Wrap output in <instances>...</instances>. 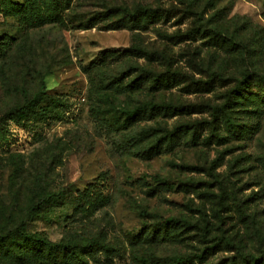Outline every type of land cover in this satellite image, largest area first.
Returning a JSON list of instances; mask_svg holds the SVG:
<instances>
[{
    "label": "rangeland",
    "instance_id": "374dc122",
    "mask_svg": "<svg viewBox=\"0 0 264 264\" xmlns=\"http://www.w3.org/2000/svg\"><path fill=\"white\" fill-rule=\"evenodd\" d=\"M188 2L189 9L187 0H0V117L23 101L24 91L43 88L64 102L59 120L27 126L6 121L0 147V203L18 199L25 207L31 195L28 185L37 172L54 189L68 187L107 198L92 214L75 212L69 203L55 207L47 218L36 217L27 228L54 242L74 235L87 241L103 236L116 250L98 249L87 256L90 264H137L132 250L138 248L139 255L146 249L161 258L191 252L198 244L191 231L168 225L167 220L196 219L204 212L216 223L213 211L220 181L229 193L235 188L244 195L256 192L250 207H257L264 220V90L255 79L249 95L233 111L238 132L221 123L220 132L229 138L211 144L204 141L209 134L206 126L197 131V140L190 132L161 141L139 136L143 127L186 124L209 118L208 111L191 107L183 113L133 117L107 112L137 104L146 92H163L168 100L186 106L207 99L224 101L229 85L187 90V78L180 75L170 78V88L149 90L154 81L139 75L136 65L158 74L175 72L174 68L165 67L157 55L143 58L128 51L133 46L148 52L165 49L191 73L185 54L196 48L205 65L222 66L224 76H240L235 52L223 39L211 34L180 42L170 39L173 32L192 25L196 11L206 10V18L215 14L212 23L240 47H248L245 56L252 70L264 75V0ZM141 5L157 8L160 15L132 16L124 11ZM50 15L53 21L48 20ZM19 166L25 171L13 179ZM221 214L222 229L244 252L250 250L248 223L230 196ZM233 254L221 248L209 262L230 264Z\"/></svg>",
    "mask_w": 264,
    "mask_h": 264
},
{
    "label": "trees",
    "instance_id": "16d2710c",
    "mask_svg": "<svg viewBox=\"0 0 264 264\" xmlns=\"http://www.w3.org/2000/svg\"><path fill=\"white\" fill-rule=\"evenodd\" d=\"M189 0L185 9H189ZM124 11L128 15H141L145 17L159 16L158 9L151 6H138L135 9L124 7ZM187 11V10H185ZM206 10L196 11L192 25L184 30H177L170 34V39L174 42L187 41L193 39L197 35H212L219 37L227 43L229 51L235 52L236 63L242 69L240 76L224 73L219 70L221 67H211L210 64L205 65L201 62L200 49H189L186 51V65L193 72H186L179 64L173 54H169L165 49L154 50L148 52L147 49L133 46L128 51H133L138 57H148L157 55V58L165 67L174 68L175 72L157 73L158 71L151 69L146 65H136L139 75L154 82L149 90L170 88L171 77L180 75L187 78V90L200 88L205 90L206 87L213 86L217 83L222 86H228L224 92V101L222 103L204 100L191 105L176 104L165 98L163 92L160 95L146 92L137 104L133 106H118L108 110H113L118 115L125 117H133L145 113L163 112V113H183L186 108H197L200 111H208L210 117L195 120L194 122L181 123L169 127L165 126H147L139 131L142 138L154 137L156 141L164 138L172 139L180 133H191L194 139L197 138V131L202 127H208L209 134L204 139L205 142L212 140L228 139L229 134L223 136L220 132L221 123L226 125L233 133H237L236 122L233 118L235 105L243 102L246 95H249L248 89L252 81L255 79L260 83L261 89L264 90V75L258 74L252 70V63L245 56L249 52L248 47H240L233 37H227L222 30L217 29V25L212 23L215 14L205 17ZM55 17L49 16L48 20L53 21ZM7 43H3L2 48ZM160 72V71H159ZM199 75V76H196ZM166 76V78H165ZM206 77V79L203 78ZM23 101L9 107L4 115L0 117V147L1 141L6 137V121H13L16 124L27 126L30 122H42L48 119L59 120L63 116L64 102L59 95L49 94L45 90L39 89L34 93L22 92ZM150 94V95H149ZM45 100L49 102L43 104ZM113 104V102H109ZM113 107V106H112ZM25 170L19 166L14 177H21ZM217 180V178H216ZM217 183V182H216ZM223 182H218L219 192L216 194V205L214 209V223L206 213L200 212V218L170 217L167 221L168 225H180L185 231H191L193 239L198 244H194V250L182 255H171L163 258L158 257L155 252L144 250L141 255L137 251L141 248L132 250V257L137 264H193L197 261L199 264H223V260L219 262H209L210 256L215 254L219 249L232 251L234 254L229 258L230 264H264V220L259 218L257 207L251 209L250 205L256 199V192L248 195L242 194L240 188H235L232 192H228V186H224ZM28 191L31 193L25 207L20 202L13 200L10 204L4 201L0 203V264H90L89 255L94 254L98 249L105 252H115L116 248L110 246L109 242L102 237L97 241H87L79 235H74L69 240L59 242L51 241L44 233L29 231L28 225L34 218H47L51 210L55 207L63 206L67 203L74 206L75 212L86 211L88 213L96 212L102 207V202L107 200L105 197H91L87 191L72 192L68 187L54 189L44 177V174L37 172L31 186L28 185ZM230 196L235 203V207L240 216L247 221L249 235L253 247L246 252L242 246L229 236L220 226L223 220L222 211L226 198ZM136 238V237H135ZM137 245L132 242V246Z\"/></svg>",
    "mask_w": 264,
    "mask_h": 264
}]
</instances>
